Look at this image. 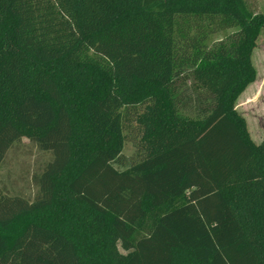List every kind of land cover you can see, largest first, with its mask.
I'll return each mask as SVG.
<instances>
[{
  "label": "trees",
  "instance_id": "trees-1",
  "mask_svg": "<svg viewBox=\"0 0 264 264\" xmlns=\"http://www.w3.org/2000/svg\"><path fill=\"white\" fill-rule=\"evenodd\" d=\"M263 29L248 0H0V168L51 155L33 199L0 187V264H264Z\"/></svg>",
  "mask_w": 264,
  "mask_h": 264
},
{
  "label": "rangeland",
  "instance_id": "rangeland-1",
  "mask_svg": "<svg viewBox=\"0 0 264 264\" xmlns=\"http://www.w3.org/2000/svg\"><path fill=\"white\" fill-rule=\"evenodd\" d=\"M248 1L255 11L264 13V0ZM232 32H220L212 37L211 42L220 41ZM252 62L257 79L239 97L237 111L245 118L252 140L260 144L264 140V29L253 52ZM135 134L128 138L123 152L129 164L139 158L136 144L141 133L138 127ZM50 159L49 153L40 151L28 139H23L8 152L0 168V187L8 194L33 199L37 190L32 182L33 174Z\"/></svg>",
  "mask_w": 264,
  "mask_h": 264
}]
</instances>
